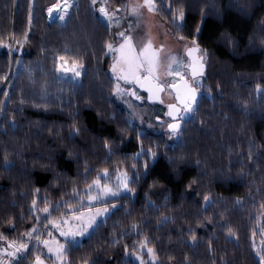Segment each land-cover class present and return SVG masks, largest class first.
<instances>
[{
  "label": "trees",
  "instance_id": "trees-1",
  "mask_svg": "<svg viewBox=\"0 0 264 264\" xmlns=\"http://www.w3.org/2000/svg\"><path fill=\"white\" fill-rule=\"evenodd\" d=\"M75 1L64 22L48 23L47 9L58 0H0V38L13 49L10 59L9 49L0 48L2 240L23 242L33 228L46 237L49 218L60 220L72 212L66 201L73 199V189L83 194L85 178L91 183L104 168L114 180L119 168L128 173L134 192L114 201L116 209L69 249L65 264H138L132 256L143 240L154 250V264H259L256 253L264 249V0H171L172 11L156 15L174 40L191 44L195 37L209 55L202 98L174 145L164 136L140 132L117 105L104 54L112 37L91 0ZM120 2L111 0L109 7ZM163 3L167 8L169 0ZM181 8L185 18L176 20L182 24L177 34L173 12L178 16ZM17 40L27 54L15 53ZM60 56L69 65H82L79 82L57 76ZM74 116L78 135H73ZM141 146L144 155L134 161ZM45 200L51 217L42 211ZM57 204L62 205L58 210ZM37 255L31 244L20 264L34 262Z\"/></svg>",
  "mask_w": 264,
  "mask_h": 264
},
{
  "label": "snow or ice",
  "instance_id": "snow-or-ice-1",
  "mask_svg": "<svg viewBox=\"0 0 264 264\" xmlns=\"http://www.w3.org/2000/svg\"><path fill=\"white\" fill-rule=\"evenodd\" d=\"M97 2L98 0H91V6L107 21V29L112 37L111 40L105 42L106 52L104 53L105 55H113L114 62L110 65L112 79L115 81L111 87L112 96L121 100H123L124 96H129L133 100H141L143 97L135 91L136 88H139L141 91H146L148 93L149 101H157L163 104L165 103L163 94L167 93L171 98L170 102L165 105L167 111L164 113V115L170 117V121L165 122L167 123V131L169 133L168 138L173 139V137H178L181 131V122H190L191 117L194 116L197 110V94L203 87L202 81L205 79L206 62L209 59L208 53L200 48L198 40L193 37L191 39V45L185 46V52L190 63L186 64L179 56L172 55L171 53L165 56V45L163 41L157 46L152 36L151 26L141 25L140 20L145 10L147 13L154 15L172 11L171 0H169L167 8L164 7L163 0H137V2L129 0L128 3L121 0L119 6L115 9L109 7L111 0H102L98 9L96 8ZM72 6L69 0H64V10L58 13L60 20L63 21L65 19L68 15L67 9ZM47 12L49 16H51L53 8L49 7ZM121 13L124 15L121 16ZM129 16L134 17L135 20H129ZM184 18L185 12L183 8L179 10L178 16L173 12L172 24L177 34L182 31V24L176 23V20L179 19L183 21ZM125 24L127 27H123ZM29 27H31V18L29 19ZM113 28L116 29L115 32L111 31ZM138 29H142L144 33L139 45H137L133 36V32ZM201 31L202 29L198 25L196 32L200 33ZM24 36L25 42H27L28 33L25 32ZM177 38L181 41L188 39V37L184 35H178ZM13 39H15L14 34ZM226 39L231 43L230 37ZM16 43L20 48H23V43L19 40H17ZM0 48L9 49V58H12L13 49L11 43H5V41L0 38ZM193 53L197 55L193 56ZM58 59L64 61L65 57L60 56ZM184 66L189 69L188 72L181 71V68ZM59 67H62V65L58 66V68ZM81 67L82 65L79 63L73 62L75 76H80L79 68ZM0 79L5 78L0 77ZM109 82L110 84L112 83L111 81ZM257 87L258 91H260L259 86ZM7 95L8 93H5V96ZM23 102L22 100L21 103ZM36 106L37 105H34V107ZM128 107L134 108L135 106L128 102ZM110 119H114V117ZM72 127L76 129L73 135H78L79 130L76 125L75 116L73 117ZM71 138L72 136L70 135L69 140H71ZM137 138L140 139L139 134H137ZM105 147H109L107 140L105 141ZM147 154L153 157L156 155L151 148H149ZM69 155H72L71 152ZM108 155L111 157L112 153L109 152ZM141 155H144L143 146H141V151L137 152L135 157H133V160L135 161L136 158ZM5 160L7 161V156H5ZM197 165H199V161ZM132 166L135 168L137 164L133 163ZM4 168L5 171H7L10 165L5 163ZM145 168L147 169V165H145ZM89 174L90 171L86 168L85 176L87 177ZM56 179L57 177L53 178L54 181ZM135 179H139V176L135 177ZM194 182L195 181H193V183ZM85 184L86 191L83 194L73 189V199L66 201V206L72 210L71 219L77 223L69 224L68 219L59 221L49 218L47 220L48 224L57 228L60 231V235L65 237L64 243L42 240L41 236L35 235V228L25 233L29 239L35 235L37 241H41L48 249V252L51 254L50 258H55L56 264H65L68 259L69 249L77 244V237H84L85 235L90 236L92 232L89 230L94 232L95 227H98L97 217L109 212V204H111L112 208H116V203L113 201L126 198L123 193L134 192V189L130 187L128 173L126 171L121 172L119 168L116 170L115 184L110 182L108 168H104L102 170V175L98 174L92 179L91 183H88L85 178ZM36 191L38 192L39 189ZM77 196H79V200L75 199ZM203 199L205 206H210V195H204ZM85 200H87V203L84 202ZM98 203H102L104 206L102 208L97 207L96 205ZM237 203L240 204L241 202L237 200ZM32 204L35 208L37 200L33 199ZM61 206L62 205L57 204L56 209L58 210ZM49 207V202L45 200L42 211L46 213L48 217H51ZM208 219L209 222H211V219ZM8 223L11 224V220H9ZM64 225H68V227L65 229ZM135 227L137 226L133 225V228ZM227 232L229 236L234 234L230 227L227 229ZM49 235L51 236V233H49ZM190 236L193 240L196 239V233L190 232ZM2 239H4V236L0 234V240ZM27 247L28 245L26 243L17 244L15 241H11L8 242L7 249L0 250V256L7 255L9 257H14L17 252ZM145 247H147V240L140 241V248L143 249ZM209 250L211 251V244H209ZM125 251L127 252V248ZM147 251L148 255L155 260L154 250L148 248ZM133 255H135V252ZM256 255L259 257V264H264V249L257 251ZM136 259L141 260V264H143V260L140 256L137 255ZM0 264H5V262L0 259ZM35 264H44V260L41 256L37 255L35 257Z\"/></svg>",
  "mask_w": 264,
  "mask_h": 264
},
{
  "label": "rangeland",
  "instance_id": "rangeland-1",
  "mask_svg": "<svg viewBox=\"0 0 264 264\" xmlns=\"http://www.w3.org/2000/svg\"><path fill=\"white\" fill-rule=\"evenodd\" d=\"M69 2L75 6L76 1L75 0H69ZM123 2L128 3L129 0H123ZM132 2H137V0H132ZM100 3H102V0H98L96 8L98 9V7L100 6ZM72 6V7H73ZM55 9H57V14L61 11H63V7H64V0H58L57 4L55 6ZM52 7V8H53ZM68 8L67 12H69V10L72 8ZM100 20H102L106 25H107V21L100 16L99 12L96 10ZM121 16H123L124 14L121 13ZM48 12H47V22H49L48 20ZM55 18V17H53ZM66 18V17H65ZM129 20H135L134 17L129 16L128 17ZM58 20L60 22H64L65 19L62 21L59 19L58 16ZM50 23V22H49ZM140 23L142 26L144 25H148L151 26V32H152V36L154 38V41L157 43V46H159V43L161 41H163L164 45H165V56H167L168 53H171L172 55H177L179 56L183 61L187 63H189L188 59L185 57V46L186 45H191L189 44H182L177 42L176 40H174V38L172 37V35L170 34V32L165 28V26L159 21V19L156 17V15L154 14H149L147 13V11L145 10L143 12V15L141 17ZM123 27H127V25H123ZM113 32L116 31L115 28L112 29ZM143 30L142 29H138L135 32H133V36L135 38V42L137 43V45H139L141 43V40L143 38ZM15 53H18L19 55H25L27 54V48L25 46H23V48H19L14 50ZM108 58H109V63L110 65L114 62L113 61V55L112 54H108ZM62 65V67H57V76L61 79L64 80H68V81H72V82H79L81 75H82V67L79 68L80 71V76H75L74 75V70H73V65H69L64 61H60L58 63V66ZM181 71L183 72H188L187 71V67L184 66L181 68ZM109 72L112 76V72L109 69ZM122 83V82H121ZM137 93L143 97V99L141 100H133L131 97L129 96H124L123 100L121 99H117L115 98V102L117 103L118 106H120L123 110L126 111V113L128 114L129 118L131 119V123H133V125L137 126L140 132H147L150 134H157V135H161L164 136L165 138H167L168 140V144L169 145H174L175 143H177L180 140V136L178 137H173V139H169V133L167 131V123L169 119L167 118L166 115H164V113L166 112V104L168 102H170L171 98L168 96L167 93L163 94V99L165 101V103H159V102H150L148 101L146 95L142 92H140L139 90H136ZM128 102L132 103L135 107L134 108H129L128 107ZM151 125V127H150ZM102 175V173L100 174ZM110 182L115 184L116 183V178L114 180L110 179ZM86 191V190H85ZM132 195L130 192L127 193H123V195ZM85 203H87V200L84 201ZM114 202V201H113ZM97 207H103L104 205H102V203H98L96 205ZM109 207V212L97 217V224L99 222H102L108 215H110L116 208H112L111 204L108 205ZM71 215L72 212L66 216L63 219H60L59 221H62L64 219H68L69 224H75L77 223L76 221H73L71 219ZM68 227V225H64V228L66 229ZM90 232L92 230H89ZM47 236L43 237L41 235V233H39L36 230L35 235H39L42 236V240H48L49 242L55 241L57 243H64L65 241V237L60 235V231L57 228H54L51 224L49 225V230L47 232ZM49 233H51V236L49 235ZM35 235L29 239L26 238L25 240H23V242H16L17 244L19 243H26L28 245V247L26 249H22L20 252H17L16 255L14 257H9L7 255H3L0 256V259H2L5 264H20L21 260H24L26 257V254L28 252L29 246L31 244L35 245L39 252L41 258L44 260V264H56L55 262V258L51 257L50 258V253L48 252V249L44 246V244L41 241H37V239L35 238ZM88 235H85L84 237H77V244H79L83 239L87 238ZM8 242L11 241H7V240H0V250H5L7 249V245ZM140 256L143 260V264H154L156 263V259L154 260L151 256L148 255V251L147 248H139V251L137 254L133 255L132 258L138 263L141 264V260H137L136 256ZM30 264H35V258H34V262L30 263Z\"/></svg>",
  "mask_w": 264,
  "mask_h": 264
},
{
  "label": "water",
  "instance_id": "water-1",
  "mask_svg": "<svg viewBox=\"0 0 264 264\" xmlns=\"http://www.w3.org/2000/svg\"><path fill=\"white\" fill-rule=\"evenodd\" d=\"M54 9H55V7H53ZM56 17V16H55ZM185 57L188 59V57H187V55H186V52H185ZM197 54L196 53H193V56H196ZM189 63H190V61H189ZM187 71H189V69L187 68ZM205 72H206V68H205ZM189 78H190V76H189ZM136 90H139L140 92H142V93H144L145 95H146V97H147V99H148V93L146 92V91H141L139 88H136ZM198 103H199V101L201 100V98H202V94H201V92H199L198 94ZM173 96H174V93H173ZM148 101H149V99H148ZM150 102H157V101H150ZM198 103H197V105H198ZM197 105H196V107H197ZM167 118L169 119V121H170V117H168L167 116ZM184 123H187V122H181V128H182V126H183V124Z\"/></svg>",
  "mask_w": 264,
  "mask_h": 264
},
{
  "label": "bare ground",
  "instance_id": "bare-ground-1",
  "mask_svg": "<svg viewBox=\"0 0 264 264\" xmlns=\"http://www.w3.org/2000/svg\"><path fill=\"white\" fill-rule=\"evenodd\" d=\"M63 9H64V7H63ZM55 15H57V9H53L51 17L53 18V17H55Z\"/></svg>",
  "mask_w": 264,
  "mask_h": 264
},
{
  "label": "built area",
  "instance_id": "built-area-1",
  "mask_svg": "<svg viewBox=\"0 0 264 264\" xmlns=\"http://www.w3.org/2000/svg\"><path fill=\"white\" fill-rule=\"evenodd\" d=\"M48 19L49 22H53L55 20V18H52L51 16H49Z\"/></svg>",
  "mask_w": 264,
  "mask_h": 264
},
{
  "label": "flooded vegetation",
  "instance_id": "flooded-vegetation-1",
  "mask_svg": "<svg viewBox=\"0 0 264 264\" xmlns=\"http://www.w3.org/2000/svg\"><path fill=\"white\" fill-rule=\"evenodd\" d=\"M166 111H167V109H166Z\"/></svg>",
  "mask_w": 264,
  "mask_h": 264
}]
</instances>
